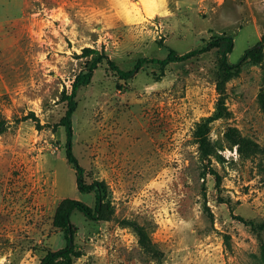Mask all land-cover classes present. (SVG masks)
Listing matches in <instances>:
<instances>
[{
    "label": "rangeland",
    "instance_id": "obj_1",
    "mask_svg": "<svg viewBox=\"0 0 264 264\" xmlns=\"http://www.w3.org/2000/svg\"><path fill=\"white\" fill-rule=\"evenodd\" d=\"M222 35L228 72L226 41L128 78L97 64L71 149L100 190L80 191L57 123L83 48L127 70ZM263 35L264 0H0V264L68 245V200L99 209L70 213L72 264H264Z\"/></svg>",
    "mask_w": 264,
    "mask_h": 264
},
{
    "label": "trees",
    "instance_id": "obj_2",
    "mask_svg": "<svg viewBox=\"0 0 264 264\" xmlns=\"http://www.w3.org/2000/svg\"><path fill=\"white\" fill-rule=\"evenodd\" d=\"M221 41H226L227 46L225 51L222 55V62L225 67V70L228 72L233 67L237 66L236 64H228L226 61V52H229L232 48V37L230 35H222V36H216L211 41H209L206 45L201 46L200 48H194L184 53H177L174 49H169L166 56L163 58H157V57H139L136 62L134 63L133 67L131 69H121L118 67L114 61L111 59H108V57L102 53H100L97 49L91 48V47H84L83 52L86 55L93 54V58L85 72L78 73L75 76V79L72 83L70 94L67 98V108L65 110L64 115L60 118L58 125L62 126L65 131V142L63 144V150H64V156L68 163H70L73 168L75 169L76 173V179L78 183V189L82 192L87 191L89 189H93L97 196L99 194L100 185L97 183H91V184H83L81 180V173L82 169L78 164V161L76 157L74 156L72 149H71V143H72V135H73V129H72V113L75 108V101L74 96L76 93V90L81 86L85 85L90 81V77L92 76L93 69L97 66L98 63H100L103 59L106 60V62L109 64V66L116 71L118 76L122 78H128L130 77L135 70L140 68L144 63H152V64H158V65H165L170 61L173 60H183L187 59L193 55L198 54L199 52H203L207 50L209 47L214 46L218 44ZM264 43V35L261 37V39L258 41V45H261ZM251 51V48L246 49L243 54L241 55L240 59H244L246 56H248L249 52ZM31 116L36 119V117L31 113ZM39 126V124L37 123ZM6 128V124H4V121H0V132L4 131ZM97 208V207H96ZM72 210H78L82 212L85 216L95 219L96 214L99 209H95L94 212H91L90 209L83 204L81 201L78 200H68L66 202H63L55 216H54V225L64 229V231L67 234V238L69 241V244L64 246L61 249L55 250V251H49L47 252L43 258L40 260V264H55V262L59 259H61L64 264H72L71 257L79 255V252L74 250V248L71 245V232H72V225L69 221L70 213Z\"/></svg>",
    "mask_w": 264,
    "mask_h": 264
}]
</instances>
